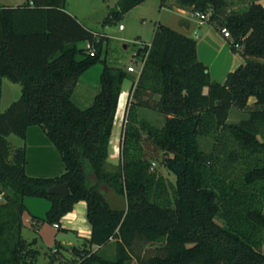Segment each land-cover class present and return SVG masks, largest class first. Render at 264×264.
<instances>
[{
	"label": "trees",
	"instance_id": "trees-1",
	"mask_svg": "<svg viewBox=\"0 0 264 264\" xmlns=\"http://www.w3.org/2000/svg\"><path fill=\"white\" fill-rule=\"evenodd\" d=\"M144 1L120 0L104 25ZM174 1L208 15L219 31L227 28L244 62L224 82L212 81L196 40L158 24L151 42L136 46L144 64L114 169H108V146L129 71L102 59L107 36L68 12L65 0L0 6V78L21 86L20 96L0 111V264H41L36 240L22 235L27 196L48 199L46 220L59 225L85 202L88 245L115 242L114 259L78 250L81 260L74 264H264V5ZM79 41L89 47H78ZM99 61L100 90L91 106L80 108L72 93ZM151 99L165 115L162 127L136 113ZM233 106L247 113L236 123L228 120ZM34 126L59 151L60 175H29L26 148H11L9 135L25 139ZM199 136L213 138L209 152L200 149ZM160 154L175 176L171 191L151 167ZM61 183L68 184V197L48 192ZM104 187L124 197L125 207L112 206Z\"/></svg>",
	"mask_w": 264,
	"mask_h": 264
},
{
	"label": "rangeland",
	"instance_id": "rangeland-1",
	"mask_svg": "<svg viewBox=\"0 0 264 264\" xmlns=\"http://www.w3.org/2000/svg\"><path fill=\"white\" fill-rule=\"evenodd\" d=\"M172 1L145 0L123 14L120 20L104 25V20L110 15L111 11L119 8L120 0H65V7L68 12L76 16L81 23L92 31L107 36L102 55V59H106L107 64L125 69L132 65L136 69L135 72H129L128 77L122 84L117 117L108 146V163H110L108 169H114L120 160L122 132L126 122L124 115L127 111V101L132 91L133 83L137 79V70L141 62L140 58L134 55L136 46L144 42L150 43L158 24L168 25L177 31L183 30L181 27L183 16L173 8V5H171ZM15 2V0H0V3ZM184 19H187L190 25L187 31L188 35L197 42L198 60L208 67L212 81L224 82L227 74L244 62L243 57L238 51L232 49L231 39L225 38L214 24L207 21L200 23L199 19L194 15L192 17H184ZM120 24L123 25V29L119 28ZM77 45L78 47H89L87 41H79ZM102 69L103 63L99 61L89 67L79 77L72 93V100L80 108H88L93 103L94 96L100 90ZM5 83L10 86L8 88L3 86V94L0 98V111H4L21 93L19 84L9 81ZM135 101L136 99L131 97L128 107L131 102L135 103ZM253 102L254 99H250V105ZM149 104L150 106H136V113L139 119L155 127H162L165 122V115L152 107L154 104L153 99L150 100ZM246 114V111L233 106L228 120L236 123L245 118ZM32 129H37L41 132L39 126H34ZM34 131L31 130L30 133H34ZM143 135L145 136V133ZM8 140L12 149L24 147L25 145V140L15 134L9 135ZM198 144L200 149L209 152L213 145V138L199 136ZM31 148L30 166L26 170L29 175L53 174L57 176L64 171V163L59 151L54 146L57 157H50L52 163L48 166L49 168L33 169L36 166V162L32 153L35 154L38 148L36 146ZM151 167L163 177L167 188L171 191V184L175 183V176L168 172L162 164L161 154L151 161ZM104 191L107 200L112 206L125 207L126 201L124 197L116 195L108 187H104ZM2 199L0 196V200ZM23 200L28 210L22 216V235L28 241L36 240L33 246L40 251L39 262L41 264H74V261L81 260L78 250L93 251L92 246L88 245L86 241V236L89 237L90 233L84 231V227L89 226L86 218V207L77 206L76 210L61 218L60 227L56 228L46 220L47 211L51 206V202L48 199L27 196ZM71 218L75 220H71ZM218 221L221 222L220 220ZM63 244H70L71 248L74 247V250L65 249ZM54 249H57V251L55 252ZM95 251L108 259H114L116 256L115 242L110 241Z\"/></svg>",
	"mask_w": 264,
	"mask_h": 264
},
{
	"label": "crops",
	"instance_id": "crops-1",
	"mask_svg": "<svg viewBox=\"0 0 264 264\" xmlns=\"http://www.w3.org/2000/svg\"><path fill=\"white\" fill-rule=\"evenodd\" d=\"M15 1H16L15 3H0V6H17V5L23 4L26 0H15ZM260 2L264 5V0H260ZM171 5H173V8L176 11H178L181 16H183L182 19H181V27H182L183 30H179V32L188 35L187 31H188L190 25H189V22L187 21V19H184V17H189V16L192 17L193 16L192 10L190 8H187V7L178 6L175 3L174 0L172 1ZM4 80H6L7 82L9 81L6 78H0V98L2 97V94H3V90H2L3 86H5V88H8L10 86V85H7V83H5L6 81H4ZM131 95L132 94L130 93L128 101H127V110H128V103H129V101L131 100V97H132ZM119 100H120V98H119ZM117 110H118V108H117ZM126 113H127V111L125 112V115H126ZM125 115H124V118H125ZM116 117H117V112H116ZM115 120H116V118H115ZM32 128L33 127H31L28 130L26 138L23 139V140H25L24 147L26 148V151H27L26 170L30 166V160H31L30 159L31 158L30 150L32 149L31 148L32 146H36V148H38V151H36L35 154L32 153L33 159L36 162L35 163L36 166L33 167V169H43V167L49 168L48 166L52 163V159L50 157H53V158L57 157V155L55 153L56 151H55V149L53 148V145L49 142V140L47 139L45 133L42 130H41V132H42L41 133L37 129H32ZM31 130H35L34 133H30ZM33 171H35V170H33ZM33 173H38V172H33ZM33 175H40V174H33ZM41 176H56V175H53V174H41ZM77 206H81V208H85L86 207V205H85V203L83 201L75 204L74 210L77 209L76 208ZM71 220H75V219L71 218ZM90 230H91L90 224H89L88 227H84V231L90 233ZM86 238H89V237L86 236ZM101 247H103V246H101ZM101 247L92 246L93 251H95V250H97V249H99Z\"/></svg>",
	"mask_w": 264,
	"mask_h": 264
},
{
	"label": "built area",
	"instance_id": "built-area-1",
	"mask_svg": "<svg viewBox=\"0 0 264 264\" xmlns=\"http://www.w3.org/2000/svg\"><path fill=\"white\" fill-rule=\"evenodd\" d=\"M31 3H32V2H31ZM193 15L196 16V17L199 19V22H200V23H202V22L208 20V15H206V14H203V13H193ZM119 28H120V29H123V25L120 24ZM221 32L223 33V35H224L225 38H227V39H231V38H232V37H231V34H230V32H229V30H228L227 28L223 27V28L221 29ZM90 54H91V55L94 54V50H93V49H90ZM134 55H136V53H134ZM140 61H141V60H140ZM143 64H144V62L141 61V62H140V67H139L138 70H137V75H138V76H139V74H140V72H141V70H142ZM127 70H128L129 72H135V71H136V69H135L132 65H129V66L127 67ZM0 196H1V194H0ZM53 225H54V227H56V228H59V227H60V225L57 224V223H55V224H53ZM54 251L56 252L57 249H54Z\"/></svg>",
	"mask_w": 264,
	"mask_h": 264
},
{
	"label": "water",
	"instance_id": "water-1",
	"mask_svg": "<svg viewBox=\"0 0 264 264\" xmlns=\"http://www.w3.org/2000/svg\"><path fill=\"white\" fill-rule=\"evenodd\" d=\"M219 102L220 101H218V103ZM48 192L51 194L60 195L62 197H68L71 194L70 188L67 183L53 185L48 189ZM63 247L68 250L71 249L70 244H63Z\"/></svg>",
	"mask_w": 264,
	"mask_h": 264
}]
</instances>
